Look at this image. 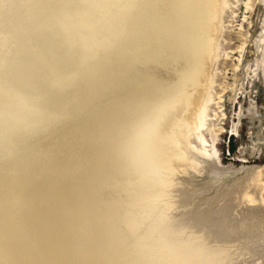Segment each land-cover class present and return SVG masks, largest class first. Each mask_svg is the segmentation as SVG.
<instances>
[{
    "label": "bare ground",
    "instance_id": "6f19581e",
    "mask_svg": "<svg viewBox=\"0 0 264 264\" xmlns=\"http://www.w3.org/2000/svg\"><path fill=\"white\" fill-rule=\"evenodd\" d=\"M224 3L0 0V264H261L258 198L183 175Z\"/></svg>",
    "mask_w": 264,
    "mask_h": 264
},
{
    "label": "rangeland",
    "instance_id": "374dc122",
    "mask_svg": "<svg viewBox=\"0 0 264 264\" xmlns=\"http://www.w3.org/2000/svg\"><path fill=\"white\" fill-rule=\"evenodd\" d=\"M245 3L247 0H225L221 31L217 37L218 59L212 68L214 80L209 92L212 103L203 113L206 118L200 117L199 135L207 147L204 152L201 149L200 152L193 151L197 144H190L187 151L190 165L183 173L187 185L198 190L196 193L209 186L208 191L201 192L193 200V203H203L204 207L216 194L233 188L232 196H235L237 205L236 213L233 212L235 216L247 208L243 204L246 192L251 199L258 198L264 207V0H249L248 7L244 6ZM124 5H121L122 9ZM94 18L99 20L96 15ZM219 101L221 103L216 105ZM44 115H36V122L39 118L44 124L42 128L46 127L44 135L58 141L62 132L47 127V114ZM67 125L62 127L63 132L68 128L71 131V124ZM214 156L222 167L229 170L213 180L207 168L212 160L210 157ZM51 161L52 165L54 160ZM133 162L139 164L137 160ZM262 249L260 251L264 253ZM249 256L244 264L253 261ZM260 262L264 264V256Z\"/></svg>",
    "mask_w": 264,
    "mask_h": 264
}]
</instances>
